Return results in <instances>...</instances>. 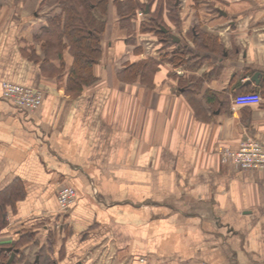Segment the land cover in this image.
Segmentation results:
<instances>
[{"label": "crops", "instance_id": "crops-1", "mask_svg": "<svg viewBox=\"0 0 264 264\" xmlns=\"http://www.w3.org/2000/svg\"><path fill=\"white\" fill-rule=\"evenodd\" d=\"M41 1L0 0V83L42 93L28 113L0 88V194L19 191L0 252L21 241V264H264V173L220 162L264 143V0H182L175 31L164 19L170 47L110 0L95 83L75 91L66 41L44 34L60 10ZM192 24L215 39L193 46ZM175 45L188 50L178 66ZM243 94L261 101L234 107ZM65 186L76 201L60 213Z\"/></svg>", "mask_w": 264, "mask_h": 264}, {"label": "trees", "instance_id": "trees-1", "mask_svg": "<svg viewBox=\"0 0 264 264\" xmlns=\"http://www.w3.org/2000/svg\"><path fill=\"white\" fill-rule=\"evenodd\" d=\"M45 1L42 0L40 6ZM193 5L199 4V0H191ZM60 13L54 15L47 21L44 34L46 37L58 39L56 46L65 40L69 51L73 56V66L71 68L67 87L70 91L79 90L82 86H91L95 83L92 78V68L97 63L100 54V40L105 28V16L110 0H55ZM179 0H113V5L117 9V14L121 20L124 17L135 15L137 10L145 12L148 8L146 20L141 24L143 33H154L156 37L163 40L164 45H172L169 30L163 26L164 19L174 22L178 25V5ZM166 30V32H164ZM191 40L192 45L200 39H215L204 33H198L195 28L186 33ZM194 46V45H193ZM188 53V50H179L175 45V51L172 53L171 62L174 66L184 63L183 55ZM130 71L131 78H135L140 74L141 68L146 69L143 63L133 65ZM14 192H19L18 188L10 187L5 190L4 195L0 194V229L5 226L4 211L6 203ZM17 197L18 193L14 194ZM21 242V241H20ZM14 243L9 248L11 251L18 250L17 248L23 243ZM5 249L0 252V264H21L24 257L14 258L9 262L10 255H5Z\"/></svg>", "mask_w": 264, "mask_h": 264}, {"label": "built area", "instance_id": "built-area-1", "mask_svg": "<svg viewBox=\"0 0 264 264\" xmlns=\"http://www.w3.org/2000/svg\"><path fill=\"white\" fill-rule=\"evenodd\" d=\"M142 12L138 13L141 17ZM1 95L19 110L28 113L36 112L41 104L42 93L36 89L23 87L9 82H1ZM261 101L256 94H243L233 99L234 107L256 105ZM222 164H232L244 171L264 173V143L247 139L239 144L235 151L224 149L220 152ZM76 201V193L69 186L62 187L57 194V205L60 213L68 212Z\"/></svg>", "mask_w": 264, "mask_h": 264}, {"label": "rangeland", "instance_id": "rangeland-1", "mask_svg": "<svg viewBox=\"0 0 264 264\" xmlns=\"http://www.w3.org/2000/svg\"><path fill=\"white\" fill-rule=\"evenodd\" d=\"M200 1H202V0H199V2H200ZM178 3H179V4L181 3V7H183L182 0H181L180 2H178ZM209 4H211V2H210ZM211 6H212V5H211ZM197 7H198V5L195 4V7H193V8L195 9V8H197ZM191 12H193V10H192ZM193 14H194V13H193ZM192 16H193V15H192ZM142 17H143V15H141V18H142ZM167 20H169V19L167 18ZM166 22H167V21H166ZM167 23L169 24L170 28H168L165 24H164L163 26H165L166 28L170 29V31H172V32L175 31V30H174V27H173V25H174L173 23H174V22H172V21H168ZM192 25H193V24H192ZM188 26H189V25H188ZM188 28H189L188 31H190L191 29L194 28V25H193V27L190 26V27H188ZM188 31H187V32H188ZM187 32H186V33H187ZM145 33H146V32H145ZM169 33H170V32H169ZM152 34H153L152 36H155L156 39H160V38L156 37V35H155L154 33H152ZM171 35L177 37L178 39H180V37H179L176 33H173V34H171ZM171 35L169 34V36H171ZM186 36H187V38H189V35H186ZM165 46H166V47H170V45H165ZM166 47H165V49H166ZM169 54H171V51H170Z\"/></svg>", "mask_w": 264, "mask_h": 264}, {"label": "water", "instance_id": "water-1", "mask_svg": "<svg viewBox=\"0 0 264 264\" xmlns=\"http://www.w3.org/2000/svg\"><path fill=\"white\" fill-rule=\"evenodd\" d=\"M144 13H145V14L148 13V8H146V10H145ZM164 32H166V30H164ZM171 39H172L173 42L176 43V44L179 42L178 38L175 37V36H171ZM257 77H258L257 74L254 75V77H253V81H255ZM5 251L8 252V253H10V260H9V262H10V261L14 258L15 252H14V251H11V249H5Z\"/></svg>", "mask_w": 264, "mask_h": 264}]
</instances>
